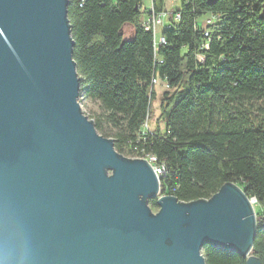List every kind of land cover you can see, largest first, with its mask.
I'll list each match as a JSON object with an SVG mask.
<instances>
[{
  "label": "water",
  "instance_id": "95a60500",
  "mask_svg": "<svg viewBox=\"0 0 264 264\" xmlns=\"http://www.w3.org/2000/svg\"><path fill=\"white\" fill-rule=\"evenodd\" d=\"M68 5L0 0V264H206L204 245L261 264L255 199L232 182L161 195L149 162L83 114Z\"/></svg>",
  "mask_w": 264,
  "mask_h": 264
},
{
  "label": "trees",
  "instance_id": "16d2710c",
  "mask_svg": "<svg viewBox=\"0 0 264 264\" xmlns=\"http://www.w3.org/2000/svg\"><path fill=\"white\" fill-rule=\"evenodd\" d=\"M143 1L69 0L80 92L98 103L89 119L119 154L149 153L165 166L161 195L188 203L209 199L232 182L255 199L260 212L251 254L264 264V108L260 120L249 113L257 103L264 106V0H219L213 6L181 0L180 19L162 30L166 43L157 58L152 34L142 27ZM164 5L153 0L157 12ZM208 13L218 18L204 37L196 23ZM153 77L167 86L160 104L164 128L147 131ZM148 203L158 208L156 199ZM201 254L206 264H245V258L210 245Z\"/></svg>",
  "mask_w": 264,
  "mask_h": 264
},
{
  "label": "built area",
  "instance_id": "2783aa9c",
  "mask_svg": "<svg viewBox=\"0 0 264 264\" xmlns=\"http://www.w3.org/2000/svg\"><path fill=\"white\" fill-rule=\"evenodd\" d=\"M149 6L147 11L145 10L144 16L142 18V27L145 31L150 32L152 34V45L155 53V57L157 58V51L161 45H164L166 43L165 37L162 35L163 29H168L172 26L173 23L177 22L180 19V7L182 4L181 0H171L172 2H178V6L174 8V12L168 11L165 7L162 11L157 12L155 11V8L153 6V0H148ZM165 1V0H164ZM176 10V11H175ZM218 15L217 13H208L204 15L203 17L199 18L197 20V26L200 27L202 31H204V37H208L209 34L207 32V27H210L214 25L217 22ZM208 45L205 42L202 46V48H206ZM199 59H202L201 56L198 57ZM159 63H161V60H158ZM158 77H153L152 79V85H155L157 83ZM146 124H144V128L146 129ZM148 131V130H147ZM141 159H145L149 162V164L152 166L156 176L159 178L160 182V176L165 171V166L163 164H157V158L149 153H142L141 156L137 157Z\"/></svg>",
  "mask_w": 264,
  "mask_h": 264
},
{
  "label": "rangeland",
  "instance_id": "374dc122",
  "mask_svg": "<svg viewBox=\"0 0 264 264\" xmlns=\"http://www.w3.org/2000/svg\"><path fill=\"white\" fill-rule=\"evenodd\" d=\"M164 3H165L164 7L168 11H172L174 8L178 6V2L177 3L172 2L171 0H165ZM148 4H149L148 0L143 1L141 12H144V10L147 11L149 6ZM123 32L124 35L128 37L132 33V28L128 25L124 26ZM154 91H155V98L151 105V116L149 117L146 124V130L148 131H153L157 125L161 128V130H163L164 128V123H162V121L160 120V104L162 101L163 93L167 91L166 83L163 82L160 78H158L157 83L154 85ZM78 102L80 104L83 114L86 115L88 118L89 117L91 118L93 113L98 112V103L85 96L83 92H80ZM260 108L262 109L264 108V106L261 103H257L256 105L249 108L250 111L249 113L251 115V118H253L254 120H260L259 117V115L261 114V112L259 111ZM123 156L127 158H134L133 154L128 152L127 150H125ZM149 207L151 208L153 213H156L158 211V208H153L150 205ZM254 210H255V214L260 212L256 204Z\"/></svg>",
  "mask_w": 264,
  "mask_h": 264
},
{
  "label": "bare ground",
  "instance_id": "6f19581e",
  "mask_svg": "<svg viewBox=\"0 0 264 264\" xmlns=\"http://www.w3.org/2000/svg\"><path fill=\"white\" fill-rule=\"evenodd\" d=\"M251 205L253 207V209L255 208V200H251ZM255 211V210H254Z\"/></svg>",
  "mask_w": 264,
  "mask_h": 264
}]
</instances>
